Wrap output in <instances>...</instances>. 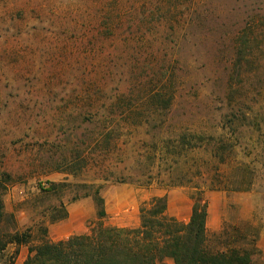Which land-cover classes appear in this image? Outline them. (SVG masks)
<instances>
[{"label": "rangeland", "instance_id": "rangeland-1", "mask_svg": "<svg viewBox=\"0 0 264 264\" xmlns=\"http://www.w3.org/2000/svg\"><path fill=\"white\" fill-rule=\"evenodd\" d=\"M100 186L127 229L200 193L208 248L264 264V0H0V231L31 234L0 264L69 217L89 234Z\"/></svg>", "mask_w": 264, "mask_h": 264}, {"label": "trees", "instance_id": "trees-1", "mask_svg": "<svg viewBox=\"0 0 264 264\" xmlns=\"http://www.w3.org/2000/svg\"><path fill=\"white\" fill-rule=\"evenodd\" d=\"M198 195L187 223L167 216L168 198L165 195L153 197L150 205L140 210V226L127 229L104 224L107 216L105 200L101 186L97 187L93 195L87 193L86 196H93L98 226L89 234L74 235L57 242L48 239V230L44 228L42 241L29 247L24 264H158L164 258L172 259L175 264H251L255 242L251 249L237 244L226 250L208 248V203L200 193ZM2 209L0 201V220L11 218ZM66 218L68 211L65 210L58 220ZM30 239L31 234L27 231H0V253H4L9 245H28ZM18 254L19 249L5 264H15Z\"/></svg>", "mask_w": 264, "mask_h": 264}, {"label": "crops", "instance_id": "crops-1", "mask_svg": "<svg viewBox=\"0 0 264 264\" xmlns=\"http://www.w3.org/2000/svg\"><path fill=\"white\" fill-rule=\"evenodd\" d=\"M71 220H72V217H69L68 222L62 221V222L51 225L49 227V239H51V241H60V240L68 238L70 235H74L75 232L69 230V225H70L69 222ZM80 234H84V229H82L81 232L75 233V235H80Z\"/></svg>", "mask_w": 264, "mask_h": 264}]
</instances>
